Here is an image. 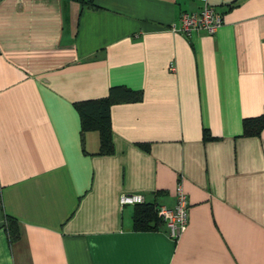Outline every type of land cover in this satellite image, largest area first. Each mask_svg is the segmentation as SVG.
<instances>
[{
	"label": "crops",
	"instance_id": "1",
	"mask_svg": "<svg viewBox=\"0 0 264 264\" xmlns=\"http://www.w3.org/2000/svg\"><path fill=\"white\" fill-rule=\"evenodd\" d=\"M209 2L223 23L185 34L198 0H0V264H264V126L243 134L264 111V0ZM116 84L140 97L110 105L98 152L75 102ZM178 182L177 237L119 202L172 206Z\"/></svg>",
	"mask_w": 264,
	"mask_h": 264
},
{
	"label": "trees",
	"instance_id": "2",
	"mask_svg": "<svg viewBox=\"0 0 264 264\" xmlns=\"http://www.w3.org/2000/svg\"><path fill=\"white\" fill-rule=\"evenodd\" d=\"M140 91L123 84L111 85L106 96L88 98L75 102V106L80 112L82 131L85 129H97L99 132L98 152H111L113 144L110 128V105L115 101L132 100L140 97ZM264 126V111L255 116L243 119V134L255 135ZM205 134H208L206 130ZM146 146V144H143ZM134 225L138 228L156 227L163 222L157 214L156 205L151 202L135 203ZM6 229L11 240L19 236L18 223L15 217L6 215Z\"/></svg>",
	"mask_w": 264,
	"mask_h": 264
},
{
	"label": "built area",
	"instance_id": "3",
	"mask_svg": "<svg viewBox=\"0 0 264 264\" xmlns=\"http://www.w3.org/2000/svg\"><path fill=\"white\" fill-rule=\"evenodd\" d=\"M198 1L199 6L197 9L183 11L179 22L171 24L173 30L190 34L192 31L202 29L208 33H213L223 23L222 10L213 6L209 0ZM175 195L174 205L158 204L156 209L158 216L168 228L169 234L177 237L186 227L189 209L187 195L180 182L176 185ZM143 201L144 196L140 192H123L119 196L121 204Z\"/></svg>",
	"mask_w": 264,
	"mask_h": 264
}]
</instances>
